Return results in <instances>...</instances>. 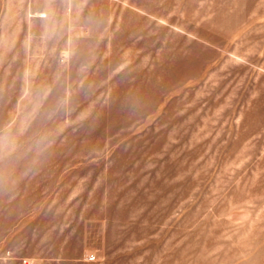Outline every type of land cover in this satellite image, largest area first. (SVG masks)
<instances>
[{"label": "rangeland", "instance_id": "rangeland-1", "mask_svg": "<svg viewBox=\"0 0 264 264\" xmlns=\"http://www.w3.org/2000/svg\"><path fill=\"white\" fill-rule=\"evenodd\" d=\"M0 264H264V0H0Z\"/></svg>", "mask_w": 264, "mask_h": 264}]
</instances>
